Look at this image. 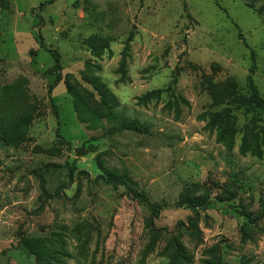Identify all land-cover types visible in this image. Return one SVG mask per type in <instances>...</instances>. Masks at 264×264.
Returning <instances> with one entry per match:
<instances>
[{
    "label": "rangeland",
    "instance_id": "obj_1",
    "mask_svg": "<svg viewBox=\"0 0 264 264\" xmlns=\"http://www.w3.org/2000/svg\"><path fill=\"white\" fill-rule=\"evenodd\" d=\"M0 264H264V0H0Z\"/></svg>",
    "mask_w": 264,
    "mask_h": 264
},
{
    "label": "trees",
    "instance_id": "obj_2",
    "mask_svg": "<svg viewBox=\"0 0 264 264\" xmlns=\"http://www.w3.org/2000/svg\"><path fill=\"white\" fill-rule=\"evenodd\" d=\"M249 7H250V6H249ZM250 8H251V7H250ZM107 182H108V183H111V184H113V185H115V186H120V185L125 186V183L122 182L119 178H117V177H115V176H109V177L107 178Z\"/></svg>",
    "mask_w": 264,
    "mask_h": 264
}]
</instances>
